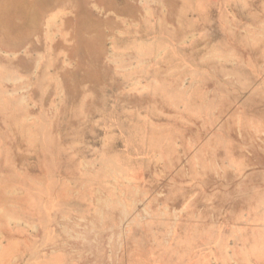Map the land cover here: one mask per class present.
Segmentation results:
<instances>
[{"label": "rangeland", "instance_id": "obj_1", "mask_svg": "<svg viewBox=\"0 0 264 264\" xmlns=\"http://www.w3.org/2000/svg\"><path fill=\"white\" fill-rule=\"evenodd\" d=\"M0 264H264V0H0Z\"/></svg>", "mask_w": 264, "mask_h": 264}]
</instances>
